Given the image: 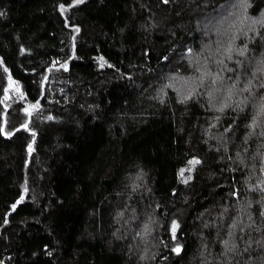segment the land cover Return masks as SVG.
Wrapping results in <instances>:
<instances>
[{
  "label": "trees",
  "instance_id": "obj_1",
  "mask_svg": "<svg viewBox=\"0 0 264 264\" xmlns=\"http://www.w3.org/2000/svg\"><path fill=\"white\" fill-rule=\"evenodd\" d=\"M260 21L264 0H0V264H264Z\"/></svg>",
  "mask_w": 264,
  "mask_h": 264
},
{
  "label": "rangeland",
  "instance_id": "obj_2",
  "mask_svg": "<svg viewBox=\"0 0 264 264\" xmlns=\"http://www.w3.org/2000/svg\"><path fill=\"white\" fill-rule=\"evenodd\" d=\"M5 91H6L5 93L6 102L12 97H14V100H17L15 98H20L22 94L20 91L19 85L13 81H8V83L6 84ZM173 228H174V220L170 221V225H169V230L171 233H173Z\"/></svg>",
  "mask_w": 264,
  "mask_h": 264
},
{
  "label": "snow or ice",
  "instance_id": "obj_3",
  "mask_svg": "<svg viewBox=\"0 0 264 264\" xmlns=\"http://www.w3.org/2000/svg\"><path fill=\"white\" fill-rule=\"evenodd\" d=\"M168 0H164V3H167ZM261 23H264V21H260ZM259 114L264 115V103H261L259 106ZM253 127L255 126V120L254 123L252 125ZM194 163H198V161H194ZM233 227H235V225H233ZM225 243L227 244V241H225ZM176 251H179V249H176Z\"/></svg>",
  "mask_w": 264,
  "mask_h": 264
}]
</instances>
